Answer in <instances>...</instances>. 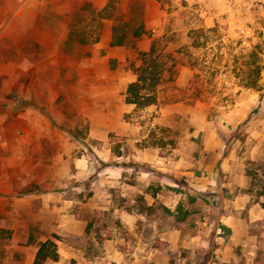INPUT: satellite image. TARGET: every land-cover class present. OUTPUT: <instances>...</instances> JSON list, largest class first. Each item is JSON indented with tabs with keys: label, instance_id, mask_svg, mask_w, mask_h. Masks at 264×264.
Returning a JSON list of instances; mask_svg holds the SVG:
<instances>
[{
	"label": "rangeland",
	"instance_id": "rangeland-1",
	"mask_svg": "<svg viewBox=\"0 0 264 264\" xmlns=\"http://www.w3.org/2000/svg\"><path fill=\"white\" fill-rule=\"evenodd\" d=\"M102 1L0 0V263L34 264L47 239L59 258L43 264L218 262L217 236L230 233L220 220L229 196L221 183L232 173L221 169L225 158L235 154L250 188L264 192V0L253 1L254 22L243 27L225 13L190 30L183 58L199 72L180 90L186 102L136 105L122 117L99 79L62 71L59 85L53 48H86L101 18L128 17L132 2L136 25L142 4L182 17L188 0H107L100 10ZM180 39L153 44L167 53ZM132 61L135 70L141 55ZM171 88L160 96L168 100ZM213 168L219 185L209 182Z\"/></svg>",
	"mask_w": 264,
	"mask_h": 264
},
{
	"label": "crops",
	"instance_id": "crops-1",
	"mask_svg": "<svg viewBox=\"0 0 264 264\" xmlns=\"http://www.w3.org/2000/svg\"><path fill=\"white\" fill-rule=\"evenodd\" d=\"M253 1L188 0L187 3L181 6V9L185 11L182 17H178L173 12L169 13L167 10H162L160 5L156 6L157 11H155L149 4H146V6L142 4L144 34L140 38H134L133 29H129L128 42L122 45H114L112 42L116 36V27L132 19V5L134 4L132 2L128 17L122 19V14H117L104 15L101 18L98 34L93 41L88 42L90 45L86 44V48H82V46H79L81 43L76 42L74 43L76 48L61 49L59 41L56 47L53 48L52 60L48 65H51L53 70L56 71L54 77L58 80L57 83L59 85L62 71L69 73L71 78H73V75L70 73L76 71L78 80L81 77V80H85V78L99 79L103 87L101 93L104 97L107 96L103 100L107 103L112 101L120 102L122 111L119 117H122L126 111L136 107L135 104L126 102L128 85L137 79L136 71L128 67V64L130 62L134 63L132 61L134 56L140 55L141 52H149L156 37L180 35L182 39L179 42H171L166 48L168 50L166 52L174 57V60L169 62V65L175 63L174 77L171 81L165 80V84L163 82L159 86V93L163 86H170L174 91L168 95V100L159 94L157 102V104L163 103L164 108L168 106L179 107L188 99L184 96L182 97L180 90L193 85L199 72L196 67L184 62L183 58L185 52H192L191 50L193 49L190 45V30L199 26L214 27L221 22L225 13L231 26L235 28L237 24L243 27L247 22H254ZM96 5L99 6L100 10H104L108 7V2L104 0ZM242 29L245 30L244 28ZM262 29L264 35V28ZM66 32L60 34V38L70 35L71 30L67 29ZM77 46L80 48H77ZM80 54H87L83 65L73 63ZM60 58L64 60L61 61ZM177 58L182 60L179 62ZM138 66L136 65V67ZM66 73L64 75L67 78L68 74ZM262 74L261 82L264 83V72ZM85 75H88V77H85ZM20 76H24V74L21 73ZM263 104L264 98L262 100ZM102 110L104 111V117H110L112 114V108L109 104L107 109L103 108ZM261 113H264V109H262ZM262 134L264 135V131H262ZM263 156L260 158L264 159ZM253 159L255 158L253 157ZM221 166L222 170L228 167L232 172L227 182L221 181L222 186L228 187L229 196L223 206L226 212L222 214L220 220L230 233L228 239L223 236H217V243L220 246L217 250L218 262L213 264H239L242 260L245 264H253L259 260L264 261V192L259 194L250 188L252 187V179L245 169L246 165H240V160L237 159L235 154L232 153L228 158H225ZM213 172L215 177L212 181H209L210 184H220L219 174L214 168ZM220 197H223V195H220Z\"/></svg>",
	"mask_w": 264,
	"mask_h": 264
},
{
	"label": "trees",
	"instance_id": "trees-1",
	"mask_svg": "<svg viewBox=\"0 0 264 264\" xmlns=\"http://www.w3.org/2000/svg\"><path fill=\"white\" fill-rule=\"evenodd\" d=\"M140 11V16L136 19V25L133 24L134 19L132 18L129 22L122 23L116 27V36L112 44L122 45L128 42L129 29H133L134 38H140L144 34L145 27L141 7ZM80 42L86 43V40L83 39ZM140 55L141 64L135 68L137 79L128 85L126 102L141 108L158 102L159 86L165 80L173 78L175 63L169 65V62L174 60V57L170 53L157 52L155 43L149 52H141ZM168 73H170V77L167 79L166 75ZM58 258L56 243L51 239H47L40 244L34 264H43L48 259L57 260Z\"/></svg>",
	"mask_w": 264,
	"mask_h": 264
}]
</instances>
